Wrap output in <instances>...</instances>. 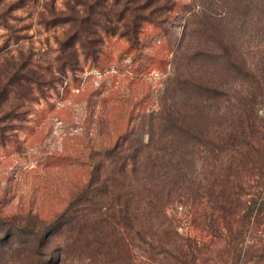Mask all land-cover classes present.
<instances>
[{
	"label": "rangeland",
	"instance_id": "obj_1",
	"mask_svg": "<svg viewBox=\"0 0 264 264\" xmlns=\"http://www.w3.org/2000/svg\"><path fill=\"white\" fill-rule=\"evenodd\" d=\"M103 2L94 10L98 32L88 33L101 40L99 58L81 56L75 70L62 73L58 58L73 26L51 22L52 15L69 14L77 0H0V92L7 93L0 103V217L19 224H0V264L50 255L60 264H118L116 251L82 257L25 221L53 220L86 186L95 194L101 179L125 193L136 178L139 191L161 190L173 219L158 231L167 242L158 264H173V230L196 243V264H233L221 211L228 162L217 147L231 133L242 139L247 119L264 126V0H168L155 21H133L123 0ZM21 56L33 62L42 93L12 79ZM9 90L28 92L32 101ZM148 160L156 167L138 177L119 168ZM252 235L264 236V223ZM239 264L264 261L247 256Z\"/></svg>",
	"mask_w": 264,
	"mask_h": 264
},
{
	"label": "trees",
	"instance_id": "obj_2",
	"mask_svg": "<svg viewBox=\"0 0 264 264\" xmlns=\"http://www.w3.org/2000/svg\"><path fill=\"white\" fill-rule=\"evenodd\" d=\"M123 1L124 5L129 4L126 11H130L128 14L132 16L133 21L136 19L155 21V15L160 17L162 11L167 8L165 6L167 3L163 2H168V0H143L139 6L130 8L131 4L138 0ZM117 2L121 4V0ZM89 4L86 0H77V5L69 14L54 13L52 15L54 20L51 22L73 26V31L66 34L65 46L58 58L60 63L58 71L62 73L65 70H75L81 56L84 59L99 58L101 40L100 38L90 39L88 33L98 32L92 30V27L100 25L94 10L101 12L100 7L105 5V2L95 0L93 4ZM121 12L122 10L116 14L120 21L125 15ZM0 20L6 21L4 16H0ZM129 37L130 40L138 39L134 33ZM32 65L34 64L29 58L21 56L16 67L18 69L12 75V79L22 86L42 93L44 82H41L35 75L36 72L30 68ZM10 92L20 101H32V96L28 92L21 90ZM6 96V92H0V103ZM246 121L247 128L242 132L240 137L242 139L238 140L239 134L231 133L227 141L224 140V145L217 147L219 153L226 155L228 162L225 185L221 192L225 194L221 211L229 222L227 230L233 264L243 262L247 256L248 261L253 259H257L258 262L264 261V236L252 235L254 228L264 223V126L261 129L256 128L257 125L254 122H249L248 119ZM3 130L5 128L0 127L2 136L4 135ZM162 150L167 152L164 147ZM117 162L120 163L119 160ZM119 166H121L119 167L121 171H129L137 177L143 168L144 172H148L156 167L152 160L146 163L134 161L130 169L126 168V163ZM152 175L153 173L148 178ZM153 180L152 178L151 181ZM141 182L137 178L131 179L127 192L116 193L112 190L115 187L109 179H101L98 181L100 189L95 194H90L86 186L84 189L86 194L73 198L67 208L53 220H27L25 224L27 227L32 226L33 229L36 228L44 233L46 241L50 238L61 237L70 251H76L77 255L82 257L85 256L92 260L95 257L103 259L112 251H116L121 257V260H117L118 264H158L157 257L163 254V248L167 245L159 233H163L167 225L172 227L173 219H168L164 212L161 190L139 191L136 188ZM125 185L123 181L121 186L125 187ZM240 209L243 210L241 215L238 214ZM10 220L9 223L8 219L0 217V224L7 228L9 225L18 224L17 220ZM154 220L156 223H153ZM152 228H155L157 233L152 234L150 232ZM14 229L17 230V227ZM248 231H251L250 240L245 244L244 237ZM169 233L175 251L173 264H196V243L190 238L178 237L179 233L176 230ZM37 236L39 237L38 250H40V233H37ZM36 264H60V259H53L50 255L46 259L37 260Z\"/></svg>",
	"mask_w": 264,
	"mask_h": 264
}]
</instances>
